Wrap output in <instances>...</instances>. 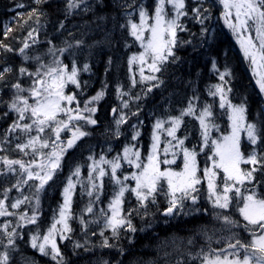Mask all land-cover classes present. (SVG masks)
<instances>
[{
	"label": "trees",
	"instance_id": "16d2710c",
	"mask_svg": "<svg viewBox=\"0 0 264 264\" xmlns=\"http://www.w3.org/2000/svg\"><path fill=\"white\" fill-rule=\"evenodd\" d=\"M133 0H84L83 4L68 11V0H46L37 5L35 0H0V43L6 44L14 51L7 52L0 48V70L10 66L12 72L6 75V80L0 82V141L3 140L4 130L17 118L14 112H10L7 102L12 100L14 89L11 85L18 82L22 87L28 88L32 84V79L27 75L20 76L18 69L24 66L29 72H35L39 64H51L54 59H59L70 70L73 61L81 69L78 74L81 87L68 85L66 93L76 94V101L69 107H76L79 103L81 108L84 102L101 90L104 85L105 96L95 102L93 107L97 111L93 118L97 120L96 125H86L84 121L74 122L84 125V130L91 133L77 141L76 145L68 149L65 153L61 167L57 171L53 180L45 186V190L40 194V205L37 209V221L35 224H26L23 228H17L19 237L16 239V248L10 251L9 264H56L51 255H43L37 248L31 246V236L40 235L47 232L53 223V217L57 215L59 206L63 203V188L66 186L67 179L80 167V180L87 183L89 165L92 163L88 159L92 156L98 160L101 155L111 160L117 154H122L123 147L134 146L141 152L142 159H146L148 150L152 143L153 125L156 119L167 120L169 117L180 115V111L185 109L190 99L194 96L198 99L193 103L198 110L204 105L212 106L213 120L218 129H214L210 134V139L219 138L226 131L231 130V122L228 119L229 110L220 108L219 96H212L209 90H214L216 84H223L225 89L231 88L227 99L233 105L243 104L245 107V119L247 123L257 125L262 136H264V100L260 91L256 87L251 72L250 63L244 57L238 43L235 41L230 30L226 27L223 20V6L219 0H204L203 8L209 9L204 15L210 18L204 20L203 24L192 19L191 9L196 6L195 0H186V8L189 15L181 17L185 30L178 32V40L181 41L174 48V55L178 57L175 63L171 59L162 68L161 72L155 73L159 80L163 81L159 87H151L156 81L140 80L139 69L133 65L132 71L129 70L128 59L132 55H138L141 46L140 42L129 35L127 27L128 13L130 12L133 22L139 23L138 10L128 8L127 5ZM135 4H143L151 15L154 12L155 0H135ZM18 5H23L18 7ZM203 8L201 11H203ZM37 9L39 21L33 16L28 19L29 13ZM87 9V11L85 10ZM170 11V8H168ZM63 22V27H61ZM125 25L121 28V25ZM11 28L12 31L5 36V30ZM36 42L28 38V33L33 31ZM28 40L30 47L26 49L30 57H40L39 61H24L18 54V50L23 47L25 40ZM51 41V43H49ZM77 41H82L77 45ZM71 45V47H69ZM56 49L55 55L49 53V49ZM67 49L61 53L59 49ZM215 61L216 69H213ZM89 65V71L84 72L83 65ZM228 71L230 75L225 77V82L220 81L219 74ZM145 75H152L148 68ZM137 83L132 85V78ZM122 86V90L128 95L123 99L129 103V108H122L120 100L116 96L117 86ZM27 95V93H22ZM139 96V99L136 97ZM119 111L113 113L112 109ZM4 113H8L6 116ZM124 113L128 116V121L120 126L121 135L114 136L116 130L115 119ZM132 113H138L132 115ZM87 115V113H85ZM63 118V117H61ZM30 122V121H26ZM142 122V123H141ZM133 125H137L140 136L136 141L131 139L133 135ZM170 125H165L168 127ZM35 135V131L31 133ZM159 156L162 160L169 138L166 131H160ZM46 136H50V131L46 130ZM177 137L184 139V147L189 150L195 149L198 153L197 163L200 169L198 175L203 176V169L208 166L211 155V144L204 147L202 144L201 129L199 121L194 116H185L183 123L176 133ZM19 136V139H15ZM71 132L61 133V139L67 141ZM246 134L241 132V151L247 155L253 149ZM54 139V136L51 137ZM10 143L0 142V156L7 155L11 159L31 160L32 156H24L19 151L14 150L17 143L26 140V136L20 132L9 134ZM176 142V141H175ZM203 147V151L201 148ZM256 150L264 153V139L258 141ZM111 149V150H109ZM45 152L50 149H45ZM176 163L173 165L161 164L162 169L166 167L182 168L183 154L177 149L175 154ZM3 166L0 165V168ZM106 169L108 166H104ZM251 165L241 164V168L247 170ZM136 171L127 163L122 162V168L118 170V175H129ZM219 172L218 183L222 185L223 173ZM110 173V169H109ZM76 180V177H72ZM103 191L100 193L98 202L93 204L94 211L89 214L85 208L89 200L95 201V196L88 197L83 194L81 184L77 183L72 196L71 213L68 221L71 228L70 232L65 233V239L61 240L59 233L56 236V243L63 256V264H200L199 260L192 261L186 252H197L203 247L208 250L226 247V240L230 233L224 230L223 216L228 215L238 221L241 225L246 223L240 216L238 198L235 193H230L233 197L228 209L214 208L208 200L207 182L202 180L195 204L191 200L185 201L183 210H175V214L166 216L164 210L168 207L163 195L157 196V205L149 204L148 215L131 213V220L136 228L135 232L121 229L118 240L111 238L110 230H105V236L109 237V243L115 247H101L103 237L100 231L104 227L103 218L99 223H90L85 227L81 224V218L85 221L97 219L100 209L107 208L115 186L109 176H105ZM16 182V177L12 174L0 175V199L3 198V190L11 188ZM31 183H35L30 181ZM134 186V181H127ZM166 190V185H165ZM241 191L245 195L250 191H255L258 196L264 197V171L255 173L251 183L245 182L241 186ZM34 188L25 185L19 191L12 188L9 192V199L6 204H11L16 198L23 199V196L32 197ZM35 207V199L22 204L18 209L9 211L17 213L16 216L0 217V225L10 222L12 227H16L18 217L22 213L32 215ZM124 214L137 208V201L130 192L125 194ZM220 218H216V214ZM11 231V228H9ZM232 231L240 232V235L248 239V233L243 228H233ZM206 233V235H205ZM207 236H211L209 241ZM22 237V238H21ZM189 239L194 241L189 244ZM0 252L4 251V244L7 240L0 232ZM219 241V242H218ZM77 244L82 247H76ZM87 249V250H86ZM50 252V249L48 250ZM165 253L169 255L165 256ZM59 259V257H57Z\"/></svg>",
	"mask_w": 264,
	"mask_h": 264
},
{
	"label": "snow or ice",
	"instance_id": "6c2138e0",
	"mask_svg": "<svg viewBox=\"0 0 264 264\" xmlns=\"http://www.w3.org/2000/svg\"><path fill=\"white\" fill-rule=\"evenodd\" d=\"M44 2L46 0H35L37 5ZM83 3L84 0H68L69 13ZM195 3L196 6L191 9L192 19L203 24L204 20L210 18L204 15L209 9L203 8L204 0H195ZM219 3L223 6L222 16L224 22L232 30L233 35L237 37V42L240 44L244 57L250 60L253 75L257 77L256 84L259 91L264 93V0H219ZM22 6L18 5V7ZM127 7L138 10L139 23L132 21V14L129 12L127 27L129 28V35L139 41L143 49L138 55L134 54L128 59L129 70L131 72L133 65L139 64L141 82L156 81L148 88V91L151 92L152 88L159 87L163 83L155 73L161 72L170 59L172 63H175L178 59L174 55V48L182 43L178 40L177 34L185 30L181 17L189 15L186 0H155L154 12L151 15L143 4L137 6L135 0ZM167 8H170V11H166ZM202 8L203 11H201ZM85 10L87 11V9ZM39 15L38 10L33 9L29 13L28 19L36 16L38 22ZM61 27H63V22H61ZM124 27L125 25L122 24L121 28ZM11 31V28H7L4 35L7 36ZM34 31L35 29L28 33V38L32 39L33 43L36 42L33 36ZM76 43L80 45L82 41ZM29 47L30 44L26 39L23 47L18 50V54L22 56L24 61H39V56L30 57L27 55L25 50ZM0 48L5 49L7 52L14 51L3 43H0ZM55 51L54 48L49 49V53L53 56ZM59 51L64 53L67 49L61 48ZM145 66L152 75L146 76L144 74ZM212 66L213 69H216L215 61H213ZM256 69H259V71ZM82 70L84 72L89 71V65L85 63ZM12 71L10 66L3 67L0 70V82L5 81L6 75ZM80 71L81 69L77 67L75 61H73L69 70L68 66L64 65L59 59H54L51 64L41 62L35 72H29L24 66L19 67L20 76L27 75L32 79V84L28 88L22 87L19 77L18 82L11 85L15 92L12 100L7 102V107L10 112L17 115V118L4 130L3 140L0 142L10 143L9 134L17 132L24 134L26 140L17 143L14 150L19 151L24 156L31 154L32 159L25 161L24 159H11L7 155L0 156V165L3 166L0 168V175L12 174L16 177V182L11 188L3 190V198L0 199V217L16 216L17 213L9 211V207L18 209L32 198L35 199V207L32 209L31 216H28L27 213L19 215L16 227H12L10 222L0 225V232L7 240V243L4 244L5 250L0 252V264H9L10 262V251L15 250V241L19 237L17 228L36 223L40 194L60 169L65 153L68 149L73 148L81 138L91 135L90 132L84 130V125L74 122L84 121L86 125L97 124V120L93 118L97 109L91 105L105 96L106 84L96 95L84 102L83 108L79 106V103L74 108L68 106L72 105L77 97L74 93H66L65 89L68 85H74L76 88L81 87L78 79ZM228 75H230L228 71L221 72L219 74L220 81L226 83L225 77ZM131 82L133 86L137 83L134 76ZM213 89L209 90V94L214 97L218 95L220 108L229 110L228 119L231 122L229 133L216 139H210L212 131L214 129L219 130L218 125L212 119V106L209 104L204 105L203 108L198 110L197 115L193 100L198 99V97L194 96L189 100L187 107L180 111V115L169 117L167 120L159 118L155 120L151 136L152 143L146 159H142L141 152L138 149L128 145L123 147L122 154H117L111 160L104 155H101L98 160L89 156L88 159L92 163L89 165L86 184L80 180V167H76L63 188V203L59 206L57 215L53 217V223L42 237L38 234L31 236V246L37 248L43 255L50 254L56 264H63L64 258L57 246L56 236L59 233L60 239L63 240L66 238L64 234L71 231L68 221L71 213L72 196L77 183L81 184L83 194L90 198L95 196V201L90 199L85 208V212L91 214L94 211L93 204L99 201L100 193L103 191V178L110 175L115 190L107 208L100 209L97 219L85 221L81 218L80 221L82 225L87 227L90 223H99L102 217L104 227L99 233L103 237L100 246L110 248L115 247V245L109 243L110 238L105 236V230H110L111 238L116 240L120 238L121 229L135 232L136 228L132 223L131 213L136 212L139 214L142 209L144 215H148L149 204L157 205L158 195H163L168 204V207L164 210V215L170 216L175 214L177 209L183 210L186 200H191L192 204L197 202L200 191L198 185H201L202 180H205L207 182V198L212 206L219 209H228L233 199L230 193H235L238 204H242L238 207L239 214L246 223L241 225L230 216L224 215V230L230 233L227 237H222L226 240V247L212 249L209 246L208 250L201 247L199 251L195 253L189 251L185 255L192 261L199 260L200 264H264V197L258 196L255 191H250L246 195L241 191V186L245 182L251 183L254 180L256 172L264 171V153H258L255 147L259 140L264 139V136L261 135L256 124L246 122L244 105H233L227 99L231 88L225 89L223 84H216ZM25 92L27 95H22ZM126 95L128 93L124 92L122 86L118 85L116 96L120 100L122 108L125 109L129 108L128 101L123 99ZM139 98V96L136 97V99ZM30 99L32 103H29ZM118 111L117 108L112 109L114 114ZM7 114L4 113L5 116ZM137 114L132 113V115ZM185 116H194L199 121L203 146L207 147L211 144L212 154L208 159L212 164L211 167L203 169L202 177L198 175L200 172L197 163L198 153L195 149L189 150L184 147V139H180L176 135ZM127 121L128 116L124 113H121L119 118L115 119L116 130L114 136L119 137L121 135L120 126ZM165 125L170 126L165 127ZM132 127L133 135L131 139L136 141L140 136V131L137 125ZM46 130L50 131V136L45 135ZM161 130L166 131L167 135L172 138L164 147L165 158L163 160L159 156V133ZM33 131H35V135L31 134ZM64 131L71 132V136L66 142L61 139V133ZM241 132L246 134L248 142L254 146L247 155L241 151ZM52 136H54V139L51 138ZM14 138L19 139L20 137L15 136ZM173 140L176 141L174 145L172 144ZM45 149H50V151L45 152ZM170 149H178L183 154V165L179 171L171 167L161 168V164L173 165L176 163L175 151H173V159L167 158ZM5 150L0 149V151ZM201 151H203V147ZM122 162L127 163L136 171L131 172L129 175H123L121 178L118 175V170L122 168ZM241 164L251 165L252 167L245 170L241 168ZM105 165L108 166L107 169L104 167ZM217 170L223 173L222 185L218 183L219 172ZM73 176L76 177V180H73ZM129 180L134 181V186L126 183ZM30 181L35 183L30 184ZM25 185L34 188L32 197L23 196V199L16 198L10 205L6 204L11 189L15 188L19 191ZM127 192L134 195L137 208L124 214L123 206ZM216 218H220L219 213L216 214ZM241 227L248 233L250 238L245 239L240 235V232L232 231L233 228L239 229ZM9 228H11V231H9ZM207 239L211 241L212 237L207 236ZM0 243H3V241L0 240ZM188 243L193 244L194 241L189 239ZM76 247H82V245L77 244ZM167 255L169 253H165V256ZM103 264H108V262L104 261ZM177 264H182V262L177 261Z\"/></svg>",
	"mask_w": 264,
	"mask_h": 264
},
{
	"label": "rangeland",
	"instance_id": "374dc122",
	"mask_svg": "<svg viewBox=\"0 0 264 264\" xmlns=\"http://www.w3.org/2000/svg\"><path fill=\"white\" fill-rule=\"evenodd\" d=\"M166 11H169L168 10V8L166 9ZM224 11V10H223ZM224 20V19H223ZM225 23V22H224ZM226 25V24H225ZM226 27L230 30V33L233 35V32H232V30L226 25ZM253 35H254V33H253ZM233 37H234V39H235V41L237 42V37L235 36V35H233ZM238 43V42H237ZM238 45H239V47H240V44L238 43ZM240 50H241V47H240ZM143 51V49L141 48V50H140V52H142ZM139 52V53H140ZM241 52H242V50H241ZM243 53V52H242ZM244 55V54H243ZM248 60V59H247ZM248 62L250 63V60H248ZM137 65V67H138V69H140V65L139 64H136ZM250 67H251V72L253 73V67L251 66V64H250ZM146 66H145V69H144V74H145V70H146ZM257 71H259V69H256ZM253 79H254V83H255V85H256V87L258 88V90H259V87H258V85L256 84V79H257V77H255L254 75H253ZM26 93V92H25ZM261 93V92H260ZM22 95H24V94H22ZM26 96V95H25ZM261 96H262V98H263V100H264V93H261ZM29 103H32V101H31V99L29 100ZM231 129V128H230ZM231 130H229V131H226L224 134H227V133H229ZM224 134H222V135H224ZM160 135V134H159ZM221 135V136H222ZM245 137H247V136H245ZM172 138L171 137H169L167 140H166V146H167V144H168V141L169 140H171ZM176 142L173 140L172 141V144L174 145ZM150 150V149H149ZM149 150H148V153H149ZM173 151H175V153H176V151H177V149H175V150H173V149H170L169 150V153L167 154V158L168 159H173ZM164 153V152H163ZM165 154V153H164ZM211 154H212V152H211ZM148 155V154H147ZM165 158V156H163V158H162V160ZM211 164H212V162L210 161L209 162V164H208V166L207 167H211ZM163 166H164V164H163ZM162 166V167H163ZM161 167V168H162ZM173 169V168H172ZM174 170H176V171H179L180 169L179 168H175Z\"/></svg>",
	"mask_w": 264,
	"mask_h": 264
}]
</instances>
